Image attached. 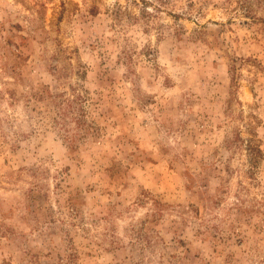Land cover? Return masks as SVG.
I'll use <instances>...</instances> for the list:
<instances>
[{
	"label": "rangeland",
	"instance_id": "rangeland-1",
	"mask_svg": "<svg viewBox=\"0 0 264 264\" xmlns=\"http://www.w3.org/2000/svg\"><path fill=\"white\" fill-rule=\"evenodd\" d=\"M0 264H264V0H0Z\"/></svg>",
	"mask_w": 264,
	"mask_h": 264
}]
</instances>
